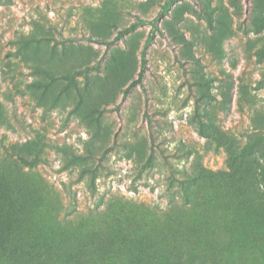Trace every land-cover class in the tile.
<instances>
[{
  "label": "rangeland",
  "instance_id": "1",
  "mask_svg": "<svg viewBox=\"0 0 264 264\" xmlns=\"http://www.w3.org/2000/svg\"><path fill=\"white\" fill-rule=\"evenodd\" d=\"M165 1L0 0V168L53 264H264V0L116 39Z\"/></svg>",
  "mask_w": 264,
  "mask_h": 264
},
{
  "label": "trees",
  "instance_id": "2",
  "mask_svg": "<svg viewBox=\"0 0 264 264\" xmlns=\"http://www.w3.org/2000/svg\"><path fill=\"white\" fill-rule=\"evenodd\" d=\"M177 1L179 0H166L156 17L150 20L139 18L130 26L121 29L116 39L122 38L124 34L133 30L138 23H149L153 32L154 30H158L159 18L167 13ZM152 40L153 33L149 34L141 51V69L138 77L128 84L124 90L125 94H128L132 88L141 83L146 70L148 47ZM38 69L42 71V69ZM29 160L39 163L41 162V157L39 155L32 159H27L24 156L19 157V162L21 163H28ZM19 162H16V164L19 165ZM17 165L13 171L18 169ZM25 206L24 200L20 197V187L15 176L8 173L4 168H0V262H4V264H53L56 248L54 247V243L43 239L36 244L33 240H29L27 232L23 231L26 222ZM65 259L67 260L66 255ZM70 259H73V264L92 263L86 258H80L76 253L75 255H70Z\"/></svg>",
  "mask_w": 264,
  "mask_h": 264
}]
</instances>
